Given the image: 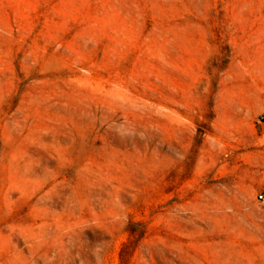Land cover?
I'll return each instance as SVG.
<instances>
[{
	"label": "rangeland",
	"instance_id": "1",
	"mask_svg": "<svg viewBox=\"0 0 264 264\" xmlns=\"http://www.w3.org/2000/svg\"><path fill=\"white\" fill-rule=\"evenodd\" d=\"M0 264H264V0H0Z\"/></svg>",
	"mask_w": 264,
	"mask_h": 264
},
{
	"label": "built area",
	"instance_id": "2",
	"mask_svg": "<svg viewBox=\"0 0 264 264\" xmlns=\"http://www.w3.org/2000/svg\"><path fill=\"white\" fill-rule=\"evenodd\" d=\"M258 197H259V198H263V195H262V194H259Z\"/></svg>",
	"mask_w": 264,
	"mask_h": 264
}]
</instances>
